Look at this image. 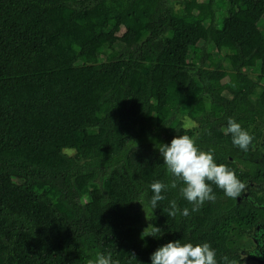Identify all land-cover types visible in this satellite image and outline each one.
Instances as JSON below:
<instances>
[{
	"label": "trees",
	"instance_id": "16d2710c",
	"mask_svg": "<svg viewBox=\"0 0 264 264\" xmlns=\"http://www.w3.org/2000/svg\"><path fill=\"white\" fill-rule=\"evenodd\" d=\"M262 83L264 0H0V264H152L174 241L229 262L264 211L212 184L193 212L159 147L197 137L244 184L263 182L224 131L253 125L263 157ZM157 180L169 187L153 209ZM172 200L189 215L168 216ZM139 204L158 237L142 238Z\"/></svg>",
	"mask_w": 264,
	"mask_h": 264
},
{
	"label": "clouds",
	"instance_id": "9594fccd",
	"mask_svg": "<svg viewBox=\"0 0 264 264\" xmlns=\"http://www.w3.org/2000/svg\"><path fill=\"white\" fill-rule=\"evenodd\" d=\"M226 134H231L232 143L243 151H248L253 141V136L234 119L229 118ZM159 152L163 157V163L166 165L167 172L173 177L170 187L175 189L178 183L183 184L180 187L181 195L193 205L192 211H198L206 201L216 199L212 184L224 191L229 198H238L245 190L246 185L237 177L234 170L225 164H218L214 158L215 149L202 150L197 146L194 138L188 135H179L172 139L170 145L160 144ZM153 196L151 197V206L157 208V203L166 199L162 192L169 187L159 180L151 185ZM177 214L188 216L189 209L183 210L177 207L176 201H170L168 216L175 217ZM151 226V231H146ZM161 229L151 224L144 229L142 238L157 234ZM152 264H218L216 252L209 243L181 244L180 241L169 242L159 247L151 255ZM226 264H235L228 262V258H223ZM88 264H119V261L112 259V254H98L95 261L89 260Z\"/></svg>",
	"mask_w": 264,
	"mask_h": 264
},
{
	"label": "flooded vegetation",
	"instance_id": "af4514ba",
	"mask_svg": "<svg viewBox=\"0 0 264 264\" xmlns=\"http://www.w3.org/2000/svg\"><path fill=\"white\" fill-rule=\"evenodd\" d=\"M246 73L251 77V73L253 74V71H250V72L246 71ZM254 73L259 74V72H257V71H255ZM257 76L258 75L254 76V77H257ZM262 86H264V83H262ZM187 123H190V125H187ZM192 125H196V123L186 121L184 124V126L187 129H190L192 127ZM248 126H252V130H253V128H254L253 125H248ZM244 130H248V128H246ZM251 131H249V132H251ZM261 135H264V133L262 132ZM176 136H179V135L172 136V139ZM261 142H262V138L260 139V143L257 144L256 142H254V144L256 146L255 150H252L250 153L244 152V154L241 156V158L245 161H251L254 163L260 162V163L264 164V155H262L263 157H261V158H259V157H256V158L253 157L252 158V154L254 152H256L259 147H260V149H262V143ZM233 150H237V148H233L230 151H233ZM263 167H264V165H263ZM262 184H264V181L260 182V183H255V182L249 183V184L245 183L246 188H245L244 192H248L249 194L254 195L258 198L264 197V190H260L258 187H256L257 185L259 186ZM252 238H253V236H243L242 237L241 242H239L236 245V247L234 249V253H233L232 257L230 258L229 262H235V264H264V240L262 242L261 252H252L256 248V245L253 242ZM135 239L140 240L141 236H136Z\"/></svg>",
	"mask_w": 264,
	"mask_h": 264
},
{
	"label": "water",
	"instance_id": "95a60500",
	"mask_svg": "<svg viewBox=\"0 0 264 264\" xmlns=\"http://www.w3.org/2000/svg\"><path fill=\"white\" fill-rule=\"evenodd\" d=\"M260 190H264V184L257 185ZM248 201L251 203L256 209H260L264 211V205L259 203L254 197H252L249 193H244L240 197H238V203ZM248 236H253L252 240L256 245V248L252 252H261L262 242L264 240V220L259 221L253 228V231Z\"/></svg>",
	"mask_w": 264,
	"mask_h": 264
},
{
	"label": "rangeland",
	"instance_id": "374dc122",
	"mask_svg": "<svg viewBox=\"0 0 264 264\" xmlns=\"http://www.w3.org/2000/svg\"><path fill=\"white\" fill-rule=\"evenodd\" d=\"M177 1V0H176ZM222 19V17H221V15H220V20ZM201 45H204L203 43L201 44ZM213 54L215 53V56L217 57V56H219L218 55V52H215V51H213L212 52ZM224 61V60H223ZM206 68H209V67H207V65H206ZM254 74V76H256V75H258V74H256V73H253ZM187 125H190V123H187ZM263 124L262 123H258L257 124V126H262ZM242 126V128L243 129H246V128H248V130L249 131H251L252 130V126H248V125H241ZM263 133H264V129H263ZM263 137H264V135H263ZM255 148H256V146H255V144H254V142L252 141V143L250 144V146H249V149L250 150H255ZM66 152L68 153V154H70V155H74L75 154V152L74 151H72V150H66ZM5 182L6 183H12V180L8 177V178H5ZM85 203L87 202V200H88V198L87 197H83V199H82ZM139 206H140V209H141V211H142V214H143V219H142V221H141V223L138 225L139 227L138 228H140L142 231L144 230V229H146L148 226H149V222H150V220H151V215H149V213L147 212V209H146V206H141L140 204H139ZM148 207V206H147ZM149 230V229H148Z\"/></svg>",
	"mask_w": 264,
	"mask_h": 264
}]
</instances>
